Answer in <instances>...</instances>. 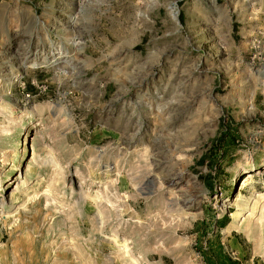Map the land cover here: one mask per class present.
Segmentation results:
<instances>
[{"label": "rangeland", "instance_id": "374dc122", "mask_svg": "<svg viewBox=\"0 0 264 264\" xmlns=\"http://www.w3.org/2000/svg\"><path fill=\"white\" fill-rule=\"evenodd\" d=\"M0 264H264V0H0Z\"/></svg>", "mask_w": 264, "mask_h": 264}, {"label": "bare ground", "instance_id": "6f19581e", "mask_svg": "<svg viewBox=\"0 0 264 264\" xmlns=\"http://www.w3.org/2000/svg\"><path fill=\"white\" fill-rule=\"evenodd\" d=\"M247 175V178L243 181V183H242V185H241V187L242 186H244V185H246L247 184V182H248V180H250L251 179V176L249 175V174H246ZM258 197V196H257ZM123 244V243H122ZM123 247L124 248H126V245H125V243L123 244Z\"/></svg>", "mask_w": 264, "mask_h": 264}]
</instances>
